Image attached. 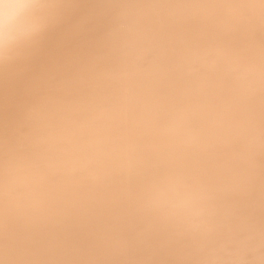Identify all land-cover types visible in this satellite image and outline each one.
I'll list each match as a JSON object with an SVG mask.
<instances>
[{
    "label": "clouds",
    "instance_id": "9594fccd",
    "mask_svg": "<svg viewBox=\"0 0 264 264\" xmlns=\"http://www.w3.org/2000/svg\"><path fill=\"white\" fill-rule=\"evenodd\" d=\"M0 72V264H264V0H0Z\"/></svg>",
    "mask_w": 264,
    "mask_h": 264
},
{
    "label": "bare ground",
    "instance_id": "6f19581e",
    "mask_svg": "<svg viewBox=\"0 0 264 264\" xmlns=\"http://www.w3.org/2000/svg\"><path fill=\"white\" fill-rule=\"evenodd\" d=\"M74 2L88 6L101 2V0H74ZM63 39L62 30L57 29L49 34L47 37L45 48L43 49L41 60L47 59L49 56L57 55L61 48V41ZM40 61L33 65L34 70H38ZM12 109V101L10 99V90L6 83L4 74L0 72V129L3 128L9 113Z\"/></svg>",
    "mask_w": 264,
    "mask_h": 264
}]
</instances>
